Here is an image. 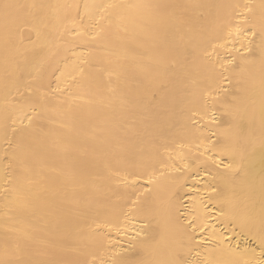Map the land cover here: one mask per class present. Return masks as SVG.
<instances>
[{
	"label": "bare ground",
	"instance_id": "bare-ground-1",
	"mask_svg": "<svg viewBox=\"0 0 264 264\" xmlns=\"http://www.w3.org/2000/svg\"><path fill=\"white\" fill-rule=\"evenodd\" d=\"M0 264H264V0H0Z\"/></svg>",
	"mask_w": 264,
	"mask_h": 264
}]
</instances>
